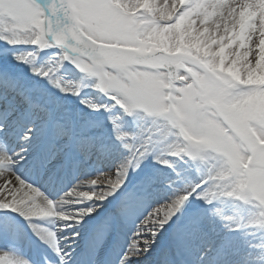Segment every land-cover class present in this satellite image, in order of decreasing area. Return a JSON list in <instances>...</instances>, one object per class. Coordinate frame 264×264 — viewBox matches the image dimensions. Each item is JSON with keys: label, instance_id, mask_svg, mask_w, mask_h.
Instances as JSON below:
<instances>
[{"label": "snow or ice", "instance_id": "obj_1", "mask_svg": "<svg viewBox=\"0 0 264 264\" xmlns=\"http://www.w3.org/2000/svg\"><path fill=\"white\" fill-rule=\"evenodd\" d=\"M0 264H264V0H0Z\"/></svg>", "mask_w": 264, "mask_h": 264}, {"label": "rangeland", "instance_id": "obj_2", "mask_svg": "<svg viewBox=\"0 0 264 264\" xmlns=\"http://www.w3.org/2000/svg\"><path fill=\"white\" fill-rule=\"evenodd\" d=\"M125 119H131V118L125 117ZM247 219H248L247 215H243V216L236 215L235 222L242 223L243 224V223H246L247 222Z\"/></svg>", "mask_w": 264, "mask_h": 264}]
</instances>
